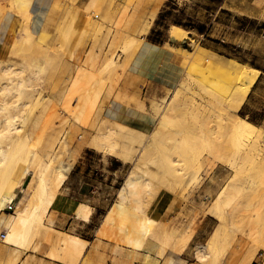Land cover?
<instances>
[{
  "label": "bare ground",
  "instance_id": "1",
  "mask_svg": "<svg viewBox=\"0 0 264 264\" xmlns=\"http://www.w3.org/2000/svg\"><path fill=\"white\" fill-rule=\"evenodd\" d=\"M94 1H88L85 9L92 7ZM14 3L19 7H25L31 3V0H15ZM46 26L45 19L41 27L42 31L46 29ZM113 27L116 35H119L118 40L121 41L119 38H122V41L124 39L123 51L125 52L127 47L136 46L137 52L141 46V39L128 36L126 31L120 27L119 22L113 23ZM168 32L171 37L178 40L186 36L185 31L177 26H171ZM17 33L15 40L10 44L11 54L15 51H24L25 45H30L31 34L28 31H18ZM41 33L43 37L44 32ZM176 48L180 49V46ZM176 48L171 50L177 54ZM90 49L85 62L83 61L85 64L80 66L77 77L74 74L76 80L74 82L73 79L71 80L73 84L71 83L69 87L72 89L67 86V91L61 93L60 99L62 101L60 107L63 111L68 112L72 108L70 101L77 96L76 94H79L78 107L81 110L79 120L74 123L73 128L71 127L65 132L63 137H59V134L55 136L52 131L55 128L48 125L49 127L46 128L51 130L54 136L50 134L51 138L49 140L47 138L44 151L39 152L35 145H29L25 153L14 152V148H11L13 143L25 138L24 135L21 137L18 134L19 126H15L16 117L19 114L11 112L12 107L18 106L12 105L13 101L9 102L8 100L0 105V116L3 117V122L0 121V165L4 164L8 158L10 165L12 158L19 155V158L21 156L22 159H27L28 163L40 171L28 202L13 219L9 220L2 242L16 249L26 250L31 240L27 238V235L30 232L43 231L46 235V237L44 235V239L52 243L48 253L51 258L64 263L78 264L86 242L45 223L48 209L52 202H55L53 201L55 196H59L56 195L59 187L72 166L68 160L61 166V163L59 164L60 156H63L62 152L66 154L65 149L69 143L74 141H71V138H78L77 140L81 139V142L96 148L104 156L110 155L122 162L131 160L134 167L141 170L136 177L129 175L123 187L118 191V201L112 205L104 219V224L115 223L121 233L130 232L137 246H142L143 240L151 236L146 232L154 219L146 213L144 201L148 195L156 196L154 188L160 192L158 186L165 181H170L171 184H178L179 181L184 186L178 195L189 194L191 190L197 189L203 181L200 170H204L207 174V171L216 164L226 165L233 172L224 185L226 189L224 192L222 190L217 192L208 201L209 206L204 210L205 213L216 218L217 226L205 243L195 245L194 256L200 263H219L227 257L236 235L240 234L241 237L233 245V251H231L226 264H252L259 250L264 249V163H262L264 161L262 148L264 147L260 146L261 143L264 144V131L240 117L237 112L259 77L260 71L229 59L214 57L201 49L194 50L191 58L185 57L184 64L188 68L184 70L185 77L173 79L172 82L176 87H179L176 88L177 90H183L180 97L175 98L174 93V101H171L173 99L171 95V100L166 101L167 103L163 107L151 106L157 121L151 131L146 133L115 121H109L104 126H98L95 121L93 123L94 119H90L92 121L89 122L90 115L93 116L96 113V116H101L102 114L101 108L96 104L91 94V88L96 79L101 77V72L108 71L109 78L112 77V80H116L114 83L116 85L120 79V71H124L125 66H128L132 59L126 57L120 64L114 61L115 58L113 59L109 54L98 66L99 51ZM20 61L22 68L34 70L27 74V81L20 78L16 82L19 88L8 87L14 82L13 78L9 76L13 72L7 73L9 66L0 63L1 88L4 91L12 89L21 92L24 87H29L28 93H38L39 76L45 61L41 63L33 58L30 60L24 58ZM75 77L73 76V78ZM136 99L134 97L133 100L137 102H135L137 109L144 111L142 101L139 102L140 100ZM185 114H189V118L184 124L179 123L180 126H178L179 118ZM88 126L93 128L94 134L90 137L83 136V133L81 135L79 130ZM43 129L44 127H40V131ZM54 132L56 131L54 130ZM55 146L57 147L56 151ZM196 154H201L202 158H195ZM248 156L255 157V181L253 177V181L239 178L235 173L239 160L244 157L249 159ZM72 161L74 160L72 159ZM246 161H250V159ZM251 161L253 160L251 159ZM207 166V171H205ZM33 170L24 171L15 178L12 174L0 177V208L14 202V191L16 188H20L19 192L23 191L24 177L31 175ZM56 170L57 174L54 176L53 173ZM253 186H255V201L247 203L251 211L245 214L242 211L241 199L245 191ZM208 192L210 194L208 196L211 197L213 191ZM90 210L88 205L82 203L77 216L87 220ZM163 226L160 227L158 241L169 248L171 256L179 260V254L191 239V220L184 225L181 232H177L172 227ZM169 228L171 231H168ZM170 236H174V239ZM15 260L16 257L8 255L4 264H14Z\"/></svg>",
  "mask_w": 264,
  "mask_h": 264
},
{
  "label": "rangeland",
  "instance_id": "2",
  "mask_svg": "<svg viewBox=\"0 0 264 264\" xmlns=\"http://www.w3.org/2000/svg\"><path fill=\"white\" fill-rule=\"evenodd\" d=\"M14 1L15 0H7L9 5L0 9V16L3 15L5 11L9 10L12 13L11 15L14 16V18L16 17L17 28H12L11 34L14 36L12 42L15 40L18 31H28L31 34V39L30 45H25L24 51H15L11 54L9 45L7 55L3 58L0 57L1 65L9 66L7 73L13 72L9 74V76L13 78L14 82L12 85H8V87L14 89L19 88L16 82L20 80V78H24L27 81V74L34 71L28 68H22L20 60L24 58L30 60V58H33L34 60H39L41 63L45 61L43 63L44 68L39 76V91L38 93L34 92L36 95L28 93L29 87H24V90L21 92L12 89L10 91H4L0 84V105L8 100L9 102L13 101L12 105L18 106L15 108L12 107L11 112H17V114H19V116L16 117L15 126H19L20 132L18 134L21 137L23 135L25 136V138L19 142L15 141L13 143L11 148H14V152L25 153L29 145H35L38 151L42 152L46 149V142L51 138L53 133H55V136L59 134V137H63L65 132L71 127L73 128L74 123L79 120L81 114V110L78 107L79 94H76L77 96L74 97L75 99L73 98L70 101L72 108L68 112L63 111L60 107L62 104L60 99L61 93L66 92L67 86L69 87V85L71 83L73 84L76 80L80 66L85 64L84 62L89 50H91L90 48L99 51L98 66L103 63V60L106 59L109 54L113 59L115 58L114 61L120 64L126 57L129 59L133 58L136 53V46L127 47L125 48V52L123 51L124 39L123 41L122 38H119L121 41L118 40L119 35H116L113 27V23L115 22H119L120 27L126 31L128 36L141 39V44L145 40L163 41L167 39L170 36L168 32L169 28L174 25L184 28L183 30L186 36L181 40L173 37L178 46H180V49L176 47L170 48L177 49L180 62L179 64L165 63L158 68L157 73L159 74V78L155 82L153 94H150L148 91L150 89L147 82H139L129 75L128 67L132 59L128 63V66H125V70L120 71V79L116 85L114 84L116 80H112V77L109 78L108 71L101 72V77L96 79L91 88L92 97L101 110L109 98H115L127 104L130 101L129 104L136 107L137 102L133 100L135 97V99L137 98L140 100H138L139 102L142 101L145 108L144 111L153 113V109H151L152 105L163 107L168 100H171V95L173 98L171 101H174V93L175 98H179L183 90L178 89V91L176 88L179 87H176L172 82L173 79L185 77L183 74L184 70L188 69L184 64L186 60L185 57L191 58L194 50L201 49L217 58H225L238 62L244 66L264 69V0H93L94 4L92 7L88 8L89 10L85 8L90 0H54L46 16V29H44V31H42L43 29L35 30L34 32L30 28L31 3L28 6L19 7ZM41 32H44L43 37L41 35L43 33ZM114 36L117 39H115ZM73 76L75 78H73ZM72 79L73 82L71 81ZM128 85L133 86L129 87ZM259 85V95L256 100L251 102V107L249 109L251 113L246 114V111L240 107L237 114L251 121L264 131V75H262ZM69 88L72 89V87ZM131 96L133 98L132 100ZM91 116L92 115L89 116V122L94 119L92 122L94 123L95 121V124L98 126L107 125L109 121H111L104 118L102 114L101 116H96V113H94L93 116ZM100 118L103 119L101 120ZM188 118L189 114L181 116L177 125L180 126L179 123L184 124ZM2 119L3 117L0 116L1 122H3ZM90 124L92 125V123ZM48 125H52L56 132L52 130L53 133H51L52 131L47 129L49 127ZM40 127H44V129L40 131ZM151 129L152 127L148 132H150ZM58 130L61 131L59 132ZM93 131V128L88 126L83 130H79V133H81V135L83 133V136L86 135L90 137L94 134ZM77 139L78 138H71V141H74L69 143L68 149H65L66 154L62 152L63 156H60L61 160H59V164L61 163L60 165L62 166L67 160L72 163V165L77 161L84 162V165L88 167L87 170L94 172H101L104 168H108L109 171L113 172V177L111 179L113 181L112 191L114 195H111V197H113V201H118V191L123 187L129 175L136 177L140 174L141 170L136 169L131 160L122 162L110 155L104 156L96 148L81 142V139ZM260 146L264 147V144L261 143ZM56 149L57 147L55 151ZM262 151H264V148H262ZM194 157L201 159L202 155L196 154ZM248 157L250 161H246L249 160L246 157L239 160V165H237L235 173L239 178L255 181V157ZM20 158L19 155L12 158L10 165L8 158L4 162L6 165H0V177L12 174L15 178V176L17 177V175L22 174L24 171L34 169L31 175H26L24 177L22 182L23 191L19 192L20 188H16L14 191V202L0 208V231L4 233L7 231L9 220L13 219L17 212L28 202L33 192L35 181L40 175V171L28 163L27 159L24 160ZM72 159L74 161H72ZM251 159L254 162L251 161ZM262 163H264V161H262ZM225 166L226 165L216 164L209 171H207V166L205 169V171L208 172L207 174L204 170H200V176L202 174L203 181L197 189L191 190L189 194L184 193L183 195H178L184 186V184L179 183L178 180V184H171L170 181H165L158 186L160 192L154 188L156 196L148 195L144 201L146 210L153 204L157 196L162 193L171 194L180 203V208L174 223L163 226V224L154 220L149 225L146 233L151 235L148 238L151 239L154 244L165 246L162 242L158 241L157 238L161 225L163 227H172L176 229L177 232H181L184 229L183 227H185L184 225L189 222V214L191 215L195 211L196 220L195 222L191 220L190 234L192 235L198 223V216L206 214L204 210L209 206L208 201L212 199L217 192L220 190L224 192V189H226L224 185L233 172ZM214 169L224 172L225 178L219 188L213 191L211 197H209L210 194L207 191L205 193L206 197L202 198L200 195L202 192L201 185ZM56 174L57 170L53 175L55 176ZM222 195L224 196L223 193ZM241 201L243 203V213H250L251 209L248 208L247 203L255 201V186L245 191ZM45 223L51 226V219L49 216L45 219ZM215 223L216 227V219ZM170 228L168 231H171ZM42 232L43 231H34L27 235V238L31 240L26 250L36 253L45 252L44 247L45 245L46 247L49 246V244H46L42 240ZM165 232L167 233V231ZM165 232H163V234H165ZM122 234L126 236L127 244L132 248H141V246L135 244L133 235L130 232ZM170 237L173 238L174 236ZM240 237V234L236 235L235 242L232 244V249L230 248L226 255L227 257H225L223 261L215 264H226L231 251H233V245ZM199 243H205V241L196 244ZM194 247L192 244L190 247L186 248L185 251L183 250L179 254V260L167 258L162 264H175L177 261H179L180 264L213 263H200L197 261L194 256ZM262 262H264V249L259 250L252 264H261Z\"/></svg>",
  "mask_w": 264,
  "mask_h": 264
},
{
  "label": "crops",
  "instance_id": "3",
  "mask_svg": "<svg viewBox=\"0 0 264 264\" xmlns=\"http://www.w3.org/2000/svg\"><path fill=\"white\" fill-rule=\"evenodd\" d=\"M53 2L54 0H31L30 28L33 32L41 29ZM8 5L7 0H0V9ZM11 14L7 10L0 16L1 58L7 55L9 45L14 38L11 34L12 28H17L16 17L14 18ZM170 47H178L177 42L171 36L163 41L145 40L129 64V75L139 82H147L150 94H153L155 82L159 78L158 68L165 63L179 64L180 62V57ZM255 69L260 71V75L241 105V109L246 111V114L251 113L249 110L251 102L256 100L259 95V83L262 75H264V69L257 67ZM102 116L142 132H148L156 121V116L153 113L142 111L115 98L107 100L102 108ZM87 168L84 162L79 161L71 166L56 194L59 195V200L55 196L53 200L55 202H52L51 208L49 207L48 209V216L54 229L75 235L86 242L78 264H162L167 258H174L169 255L170 250L167 247L154 244L149 238L143 240L141 248L134 249L127 244L126 236L119 231L115 223L104 224L106 214L115 203L113 197H111V195H114L112 191L113 181L111 179L113 172L109 171L108 168H104L101 172L88 171ZM224 176V172L214 169L201 185V193H203H200L201 197L205 198L207 191H216L222 184ZM82 203L91 208L87 220L77 216ZM179 208L180 203L177 199L169 193H162L147 208L146 213L160 224L171 225L176 220ZM194 216H196L195 211L193 214H189V220H194L195 222L196 217ZM215 219L208 213L198 216V223L186 248L192 244L194 247L196 243L206 241L216 225ZM44 235L45 233L42 232V240L49 244L47 247L45 245L44 253L16 249L0 241V264H4L8 255L16 257L14 264H21L22 262V264H70L51 258L48 255L52 243L47 242L44 239L46 235L45 237Z\"/></svg>",
  "mask_w": 264,
  "mask_h": 264
},
{
  "label": "built area",
  "instance_id": "4",
  "mask_svg": "<svg viewBox=\"0 0 264 264\" xmlns=\"http://www.w3.org/2000/svg\"><path fill=\"white\" fill-rule=\"evenodd\" d=\"M5 233L4 232H0V241H3Z\"/></svg>",
  "mask_w": 264,
  "mask_h": 264
},
{
  "label": "trees",
  "instance_id": "5",
  "mask_svg": "<svg viewBox=\"0 0 264 264\" xmlns=\"http://www.w3.org/2000/svg\"><path fill=\"white\" fill-rule=\"evenodd\" d=\"M181 46H184V45H181Z\"/></svg>",
  "mask_w": 264,
  "mask_h": 264
}]
</instances>
